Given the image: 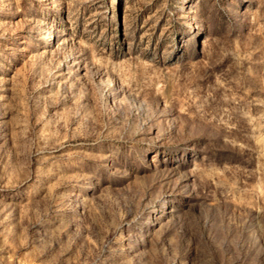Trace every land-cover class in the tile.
<instances>
[{"label": "rangeland", "instance_id": "1", "mask_svg": "<svg viewBox=\"0 0 264 264\" xmlns=\"http://www.w3.org/2000/svg\"><path fill=\"white\" fill-rule=\"evenodd\" d=\"M0 264H264V0H0Z\"/></svg>", "mask_w": 264, "mask_h": 264}, {"label": "bare ground", "instance_id": "2", "mask_svg": "<svg viewBox=\"0 0 264 264\" xmlns=\"http://www.w3.org/2000/svg\"><path fill=\"white\" fill-rule=\"evenodd\" d=\"M125 2V1H124ZM127 6V5H126ZM127 8V7H126ZM50 33V32H49ZM52 34H53V32H52ZM49 40V39H48ZM46 43H49V42H46Z\"/></svg>", "mask_w": 264, "mask_h": 264}]
</instances>
